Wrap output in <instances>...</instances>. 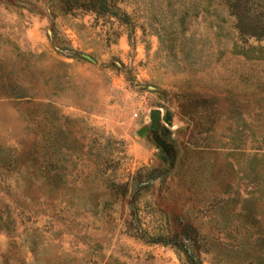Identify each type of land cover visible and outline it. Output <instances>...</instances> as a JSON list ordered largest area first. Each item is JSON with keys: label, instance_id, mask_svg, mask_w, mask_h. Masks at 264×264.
<instances>
[{"label": "rangeland", "instance_id": "1", "mask_svg": "<svg viewBox=\"0 0 264 264\" xmlns=\"http://www.w3.org/2000/svg\"><path fill=\"white\" fill-rule=\"evenodd\" d=\"M223 1L0 0V264H264V37Z\"/></svg>", "mask_w": 264, "mask_h": 264}, {"label": "trees", "instance_id": "2", "mask_svg": "<svg viewBox=\"0 0 264 264\" xmlns=\"http://www.w3.org/2000/svg\"><path fill=\"white\" fill-rule=\"evenodd\" d=\"M76 1V0H74ZM110 0H88L91 6L97 10L107 11L112 15L118 16L124 20V12L118 7H113L109 3ZM209 1V0H207ZM224 7L227 15L232 18L233 28L236 30L237 35L240 38L253 37L255 39H260L264 37V0H224ZM262 46H259L257 50H260ZM252 49V47H249ZM242 54H247L246 50L238 51ZM100 167L105 169L106 159L100 157L99 159ZM120 186L119 183L116 184ZM192 229L188 225H182L179 234L182 237H191ZM175 234L167 235L164 239H160L162 242H171L176 244L172 238ZM157 238H161L157 236ZM172 240V241H171ZM152 241V237L150 238Z\"/></svg>", "mask_w": 264, "mask_h": 264}, {"label": "water", "instance_id": "3", "mask_svg": "<svg viewBox=\"0 0 264 264\" xmlns=\"http://www.w3.org/2000/svg\"><path fill=\"white\" fill-rule=\"evenodd\" d=\"M149 118H150V128H155L157 120L159 118V110L158 109H150L149 111ZM140 132V130L138 131Z\"/></svg>", "mask_w": 264, "mask_h": 264}]
</instances>
